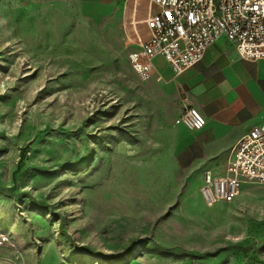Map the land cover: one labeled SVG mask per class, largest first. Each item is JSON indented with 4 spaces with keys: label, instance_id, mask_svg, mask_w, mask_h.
Instances as JSON below:
<instances>
[{
    "label": "rangeland",
    "instance_id": "374dc122",
    "mask_svg": "<svg viewBox=\"0 0 264 264\" xmlns=\"http://www.w3.org/2000/svg\"><path fill=\"white\" fill-rule=\"evenodd\" d=\"M130 23L123 2L0 0V264H264V186L204 203Z\"/></svg>",
    "mask_w": 264,
    "mask_h": 264
},
{
    "label": "built area",
    "instance_id": "2783aa9c",
    "mask_svg": "<svg viewBox=\"0 0 264 264\" xmlns=\"http://www.w3.org/2000/svg\"><path fill=\"white\" fill-rule=\"evenodd\" d=\"M152 13L146 20L150 37L138 38L139 48L130 58L136 72L149 79L151 62L166 60L176 75L200 63L208 48L221 39L234 45L242 59H264V0H150ZM205 117L185 107L175 124L190 132L206 126ZM264 186V123L252 128L232 148L228 173L203 176L201 196L213 207L231 203L245 185Z\"/></svg>",
    "mask_w": 264,
    "mask_h": 264
},
{
    "label": "crops",
    "instance_id": "0c3cea01",
    "mask_svg": "<svg viewBox=\"0 0 264 264\" xmlns=\"http://www.w3.org/2000/svg\"><path fill=\"white\" fill-rule=\"evenodd\" d=\"M87 1L96 5L123 2L130 10V37L135 50L139 48L138 38L149 39L146 20L152 13L150 0ZM151 65V77L165 91L177 95L182 107L179 115L185 107L194 108L207 122L199 132L180 127L178 166L198 171L202 183L207 171L224 176L212 168L213 163L229 155L245 134L264 123V59H242L233 44L221 39L208 48L200 63L181 75H176L162 57L153 59Z\"/></svg>",
    "mask_w": 264,
    "mask_h": 264
},
{
    "label": "trees",
    "instance_id": "16d2710c",
    "mask_svg": "<svg viewBox=\"0 0 264 264\" xmlns=\"http://www.w3.org/2000/svg\"><path fill=\"white\" fill-rule=\"evenodd\" d=\"M0 194H3V195H9L10 194V191L6 190V189H0ZM26 197L31 201L33 202L34 204L37 205L38 208L42 207L41 204L37 201H35L33 198H31L29 195H26ZM61 219V218H60ZM78 250L80 251H83V252H86L90 255V257L92 258H99V256L91 253L86 247H78L77 248ZM106 262H110L108 259H104Z\"/></svg>",
    "mask_w": 264,
    "mask_h": 264
},
{
    "label": "bare ground",
    "instance_id": "6f19581e",
    "mask_svg": "<svg viewBox=\"0 0 264 264\" xmlns=\"http://www.w3.org/2000/svg\"><path fill=\"white\" fill-rule=\"evenodd\" d=\"M137 249V248H136Z\"/></svg>",
    "mask_w": 264,
    "mask_h": 264
}]
</instances>
